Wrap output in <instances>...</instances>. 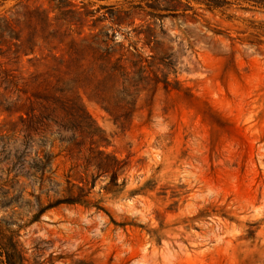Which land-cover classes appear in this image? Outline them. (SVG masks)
I'll list each match as a JSON object with an SVG mask.
<instances>
[{"label": "rangeland", "instance_id": "obj_1", "mask_svg": "<svg viewBox=\"0 0 264 264\" xmlns=\"http://www.w3.org/2000/svg\"><path fill=\"white\" fill-rule=\"evenodd\" d=\"M68 2L93 13L80 26L60 0H0L13 30L1 23L0 264H264V0ZM29 10L71 35L36 34L30 50ZM99 33L93 46L109 37L112 61L135 53L124 71L104 70L85 46ZM71 39L87 71L77 67L70 86L103 156L91 157L86 132L69 152L72 125L24 105L33 76L69 59ZM112 156L125 162L116 175L97 167ZM69 181L88 201L41 212Z\"/></svg>", "mask_w": 264, "mask_h": 264}, {"label": "trees", "instance_id": "obj_2", "mask_svg": "<svg viewBox=\"0 0 264 264\" xmlns=\"http://www.w3.org/2000/svg\"><path fill=\"white\" fill-rule=\"evenodd\" d=\"M65 1L67 0H60V3H57L55 6V9H59L61 11L60 14L62 15L61 17L63 19L75 21V23L81 26L85 17L93 13L92 11H86L85 14L84 12L77 11L73 8V5L70 2H68V4H63ZM63 7L67 9H63ZM28 14V22L31 28L28 43L30 45V50L32 51L34 50V46L36 45L34 40L36 34L42 33V37L48 43H52V41L55 39H59L60 43H64L65 39L71 35V32H69L71 28H67L65 30H61L60 27L51 29L53 23L50 21L49 15L47 13L45 15L43 11L29 10ZM36 15L42 16L41 21L35 20ZM100 20L101 19L94 20V25H96V23ZM1 23H4L5 27L8 28L10 32L13 31L10 29V18H0V29L2 31ZM79 33H82V31H80ZM100 34L101 33H99L98 35H92V41H87L88 39H86L84 41L85 46L94 50L95 59L102 62L101 67L104 70L111 72L124 71L125 66L122 64V62L124 61L125 56L127 52L130 51V49H128L127 51H121V56L115 61H112L114 57L113 53L116 50L109 44V37L107 40H104L106 44L105 47L99 46L98 48H95L93 46V43L98 39V36H100ZM105 35L108 36L109 34L105 33ZM67 44L69 47L67 51V53L69 54V59L67 61L64 59V57L59 59L60 63L66 66V70L62 71V65H59L57 68H53L55 74L48 75V73H45L34 75L33 83L37 82V85L35 86V91L32 92L31 95L27 98V101L24 105H26V103L30 104L29 107L31 108L33 116H35V112L38 111L39 116L43 121H45V124L54 121L56 123H59V125L62 127L67 124L72 125V127L74 128V137L70 142L72 146L68 148L69 152L75 153L76 149H78L79 152L83 150V147L81 145L85 144L84 142L77 140V132L81 133L80 135L86 132L90 135L91 138L89 147V150L92 152L91 157H94L95 154H100L103 156L105 155V152L102 150H97V141L94 139L96 135L93 129L95 121L87 111V108L82 102V98L78 94H76L72 90L73 88L70 86L71 83L75 82L74 71L77 70V67H79V71L81 70V68H84L82 73H85L87 69L85 68L84 63H82V60L77 57L79 56V46L76 41L74 39H71L67 42ZM0 52L2 53L3 51L0 50ZM15 53L17 55L18 51L16 50ZM131 54L135 55V53L133 52H131ZM14 78L16 77H13L8 71H4L2 79L3 83L14 82ZM28 85H30V82L25 83V86ZM23 91L25 93L29 92L27 87L25 88V90L23 89ZM106 156L108 159L109 155ZM96 159L97 157H95V160ZM45 160L46 161H44L43 164H40L38 166L37 172L41 171L40 173H44V171L48 167V163L51 162V155H48ZM105 160L103 158V160L99 161V163L97 164L98 169L105 172L112 171L115 175L118 174L119 170L125 164L124 161L119 160L116 156H112L111 160ZM111 184L117 185L114 180L111 181ZM65 191L68 193L67 196L49 202V204L45 208H43L41 212H43L47 208H52L62 203L74 204L87 202L88 200H85V198L89 196L91 192L89 189H85V187L76 185L74 183H71L70 181L68 182V186ZM8 258L9 260L6 262V264H13L10 260L9 255Z\"/></svg>", "mask_w": 264, "mask_h": 264}]
</instances>
